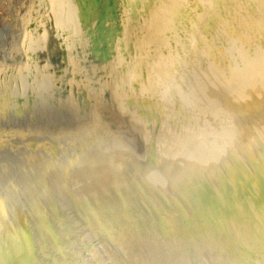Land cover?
Wrapping results in <instances>:
<instances>
[{
  "label": "rangeland",
  "instance_id": "374dc122",
  "mask_svg": "<svg viewBox=\"0 0 264 264\" xmlns=\"http://www.w3.org/2000/svg\"><path fill=\"white\" fill-rule=\"evenodd\" d=\"M261 1L127 0L125 5L119 0L123 39L114 45L110 66L125 71L115 77L106 64L97 67L83 59V73L89 71L91 82L103 86L98 93L84 86L91 106L83 146L91 149L101 138L113 143L101 141V148L81 160L91 177L68 198L74 210L68 222L63 224L56 208L38 206L39 226L49 243L37 241L27 216L16 212L14 229L7 228L0 243V264H264V125L253 133L241 127L238 144L209 169L201 155L220 129L201 126V115L175 102L182 99L195 54L224 77L235 75L218 35L249 53L251 61L262 55ZM75 7L80 27L71 35L74 60L85 45L84 32L89 43L102 36L96 12L82 31V9ZM195 18L203 25L192 37ZM216 26L222 30L217 35ZM63 78L57 84L65 92L70 83ZM106 93L104 103L99 96ZM257 98L242 100L246 116L258 107ZM138 142L143 143L139 153ZM171 165L175 170L168 172Z\"/></svg>",
  "mask_w": 264,
  "mask_h": 264
},
{
  "label": "water",
  "instance_id": "95a60500",
  "mask_svg": "<svg viewBox=\"0 0 264 264\" xmlns=\"http://www.w3.org/2000/svg\"><path fill=\"white\" fill-rule=\"evenodd\" d=\"M72 1L78 5L77 0ZM123 4L126 5V0H123ZM260 4L264 11V0ZM109 5L115 8L112 14L109 11L108 15L107 11L101 9L99 13L102 18L96 20V24L102 22L98 28L102 36L99 33L100 38L92 39V43H89L87 32H84L81 38L85 45L79 49L75 60L79 70H76L72 63L64 64L68 70L65 81L70 83L65 92L54 85V79L50 77L51 71L39 74L33 71L26 73L21 80L11 82L8 95L0 99V146L5 144L8 147L0 152V243L7 235L6 229H14L12 222L16 212L27 216L37 241L49 243L39 226L38 206L49 211L56 208L63 224L68 222L74 211L68 198L74 191L78 194L83 184L91 177L88 171H83L81 160L101 148L102 143L104 146L113 143L112 140L103 142L100 137L97 146L91 149L85 146L86 144L83 146L91 106L86 100L84 86H91L90 91L95 93L103 87L99 82H91L89 71L83 73V59L89 58L97 67L106 64V67H109L106 71L112 70L111 74L115 77L124 71L116 64L110 66L115 58V42L122 36V24H125L120 20L122 5L119 0H114V3ZM107 7L109 6H105ZM82 13L83 31L93 17L90 11L82 9ZM194 24L190 32L192 37L197 36L199 28L203 25L197 19ZM221 31L220 26L214 27L215 35ZM88 33L91 36L93 34L91 30ZM191 36L189 35V38ZM221 36H217V43L224 55L235 64V75L224 77L213 71L203 57L195 54V65L192 63L189 67L190 74L182 99L175 101L178 104L184 102L198 116L201 115L198 123L201 126L220 129L210 135L211 143L205 144L206 151L201 155L209 169H213L215 164L229 155L230 149L238 144L237 138L243 134L241 127L247 126L253 133L256 128L261 130L264 125V51L251 61L249 53L235 49L228 39ZM21 37L20 34L15 45L19 44ZM99 41L106 42L103 48L98 49V46H95ZM89 44L93 46L90 47ZM24 61L25 59H22L20 62ZM46 75H49V78H46ZM257 94L260 96L257 98L258 107L253 113L249 112L248 118L242 100L247 96L256 99ZM17 96L22 98L15 100ZM99 97L104 103L109 101L107 93ZM187 148L188 145L180 150L178 159L183 157ZM142 150L143 143H136V151L139 153ZM76 159L80 161L76 163ZM130 162L131 165L135 164V161ZM166 169L173 172L175 167L171 165ZM62 225L59 220L54 221L56 232L61 233Z\"/></svg>",
  "mask_w": 264,
  "mask_h": 264
},
{
  "label": "bare ground",
  "instance_id": "6f19581e",
  "mask_svg": "<svg viewBox=\"0 0 264 264\" xmlns=\"http://www.w3.org/2000/svg\"><path fill=\"white\" fill-rule=\"evenodd\" d=\"M138 1L140 2V0ZM77 2L83 11H90L91 14L93 13L92 11H95L98 19L102 18V15L99 13L101 9L107 11L108 15H110V12L112 14V11L115 9L114 6L109 5L111 2L114 3V0H100V2H96L94 0H77ZM144 2L147 3V1ZM107 5L109 7L105 8ZM132 5L134 6L135 4ZM26 7V14L24 16H22L23 13L20 15V12H22V10ZM134 11L135 10H133L132 13ZM129 13L130 12H128V14ZM128 14L126 13L125 16H128ZM121 15L122 10L120 17ZM101 23L102 22L96 25L98 34L100 33L98 28ZM77 27H80L78 24V12L75 7V3L72 0H0V99L8 95V89L11 82L14 80H21V78L29 72L33 73V71H35L39 74L45 71H51L50 77L54 79V83L57 84L58 82L63 81V72L66 70L64 64L69 62L73 65V62L75 61L71 52L73 46L71 35L74 32L77 33V30H79ZM180 29L181 26L176 30V32L178 33ZM20 34L22 35L21 41H18L19 44L15 45L17 43L16 39L19 38ZM123 36H125V34H123ZM118 39L119 38H117V40ZM80 46L82 47V45ZM22 59H25V61L20 62ZM49 61H52V63ZM122 70L125 71L124 68H122L121 71ZM46 78H49V75H46ZM58 86L60 88V85L57 84V87ZM10 98L12 100L14 99L11 96ZM20 98H22V96H17L15 97V100ZM7 148L8 147H6L5 144H1L0 152Z\"/></svg>",
  "mask_w": 264,
  "mask_h": 264
}]
</instances>
